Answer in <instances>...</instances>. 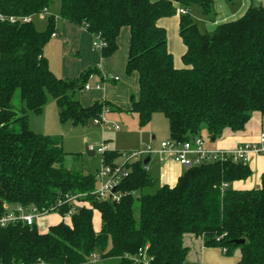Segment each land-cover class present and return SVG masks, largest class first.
<instances>
[{"label": "trees", "instance_id": "trees-1", "mask_svg": "<svg viewBox=\"0 0 264 264\" xmlns=\"http://www.w3.org/2000/svg\"><path fill=\"white\" fill-rule=\"evenodd\" d=\"M55 1L0 0V14L34 15ZM58 1L62 19L101 38L102 57L117 50L120 29L129 28L125 72L138 74V95L131 94L129 113L140 127L160 113L170 138L184 141L204 126L215 141L226 131L240 132L253 112L264 120V2L251 3L238 19L204 33L189 9L197 5L211 15L213 0ZM180 8L186 10L179 14L178 29L185 51L182 67L175 68L166 30L157 22ZM53 32L51 15L43 31L31 21L0 20V218L17 206L64 216L71 208L64 201L67 194H84L81 201L89 207H77L70 224L60 221L44 233L22 222L0 227V264H83L95 252L99 258L118 257L119 264H144L136 258L139 250L150 258L146 264H194L186 260L187 234L225 254L239 249L237 264H264V173L255 189L229 186L251 175L245 162L227 158L185 167L173 187L139 197L137 219L134 193L153 183L142 161L129 166L118 201L89 195L93 175L67 169L61 138L32 131L27 112L40 114L49 96L60 121L73 125L100 117L104 107L117 109L100 101L84 107L73 98L96 69L73 79L53 74L43 55ZM101 157L111 162L117 152L105 151ZM225 183L228 188H222ZM94 210L101 219L98 232L92 225Z\"/></svg>", "mask_w": 264, "mask_h": 264}, {"label": "crops", "instance_id": "crops-1", "mask_svg": "<svg viewBox=\"0 0 264 264\" xmlns=\"http://www.w3.org/2000/svg\"><path fill=\"white\" fill-rule=\"evenodd\" d=\"M54 9H55V13L53 11ZM50 15L53 16L54 18V32L57 34V36L51 37L49 41L45 44L43 48V55L47 59L49 68L53 72V74L58 78L73 79L78 77L85 70L92 68L96 69L95 72L90 74L87 80V82L89 80L92 81L94 85L90 86L89 84L86 83V85L90 86L89 90L82 89L81 91H77L76 93L73 94V98L77 99L80 102V104L84 107H87L96 101L107 102L109 106H113L114 108L117 109L115 111L112 110L109 111V108L107 110L104 107L107 110V114L109 113L108 115L114 116L115 113L121 115L124 113H127L129 115H135L129 113V110L131 106V102H130L131 94L134 95L135 97L138 95V74L136 72H133L130 75H127L125 72V66L128 56L129 37H130L129 28L122 27L120 29L119 35L117 37V50L108 57H102L99 51L93 48V43L95 41V36L93 34L87 32L85 28L72 25L60 17V4H56L54 2L49 7V16ZM179 17L180 15L176 14L175 16L172 17L161 18L157 22L160 26L164 27L166 30L167 50L172 54L173 65L175 68L182 67L181 57L185 51V47L178 33ZM46 25H47V20H46ZM43 30H38V31H43ZM107 77H117L118 80L107 81L105 79ZM97 85L99 86V88H95V86ZM106 115L104 113V117ZM118 129L119 128L117 129L115 128V130ZM141 130L142 132L145 133L149 132L151 135L150 137L148 136L146 140L144 139L141 142L140 144L141 146L139 145L140 147L142 146L144 147L145 145L152 143H156L155 145L158 144L156 140V135H153L151 133L152 131L151 128L148 127L146 128V130L145 129H141ZM167 130H168L167 137L170 138L169 126H167ZM142 132L140 131V133ZM205 132L206 131L203 128V130H200L199 134L197 135L204 138ZM41 133L48 134L45 133V131L43 130H41ZM257 137L258 135H254L251 132L249 133L248 130H245V126H244V128L240 132L233 133L226 131L221 135V137H219L215 141L209 140L212 143L211 144L206 143V145L209 148L232 150L235 147H237L239 144L257 140ZM105 146H106V152L115 151L117 152V154L119 153V151H117L110 143H106ZM88 152L90 153L89 156L95 155V152L91 150H88ZM91 153L93 154L91 155ZM148 159L149 161L147 163L146 172L149 174L152 181L153 180L157 181L158 187L164 185L173 187L176 184L179 176H181L185 170L184 166L170 159L166 161H161L159 163H154L152 165H150L151 157ZM158 161L160 160L158 159ZM246 163L248 164L251 170V175L247 179L237 180L232 182L229 185L232 189L251 190L260 186L261 175L264 173V156L251 153L248 155V160ZM96 170L91 174L93 175L96 172ZM94 211H93V215H94ZM98 215L99 218L97 224L96 222H94V216L92 217L93 229L96 232L100 230V226H101V219L99 212ZM65 220L70 221V219L68 218H64L61 215L60 216L57 215V219L45 224L43 230L40 231L38 229V224H36V227L39 232L44 233L48 230V227L52 225H56L60 221L65 222ZM41 225L44 226L43 224ZM193 237L200 251V257L199 259L195 258V261H190V263L237 264L240 253L238 256H233L232 254H225L223 250L219 247L205 246L203 244V240L201 237H196V236Z\"/></svg>", "mask_w": 264, "mask_h": 264}, {"label": "rangeland", "instance_id": "rangeland-1", "mask_svg": "<svg viewBox=\"0 0 264 264\" xmlns=\"http://www.w3.org/2000/svg\"><path fill=\"white\" fill-rule=\"evenodd\" d=\"M55 3L59 4L58 0H56ZM251 3L258 4L256 0H239L235 3H226L223 0H213V9L211 15H204L197 5H192L190 7L189 15L190 18L197 24V27L201 32L211 33L219 22L238 19ZM53 11L55 13V9ZM48 16L49 14L46 15L40 13L32 15L31 19L33 25L38 30L45 29ZM87 84H89L90 86L94 85L90 80L87 82ZM58 111L59 109L56 106V103L49 97L40 114H35L28 111L27 118L29 122V128L32 131L44 134L41 133V130H43L45 131V133H48L44 135L56 136L61 138L63 150L66 154L64 159V166L67 169L91 174L96 169L100 168L101 155L99 153H95L94 156H89L88 154H86V144L99 147L101 144L105 145L106 143H110L119 152L133 151L143 148V146L140 147L141 142L144 139L146 140L148 136L150 137L151 134L149 132L145 133L141 130H146V128L148 127L151 128V133L153 135H156L157 143L161 142L164 139H168L167 120L160 113H156L155 115H153L151 121L146 125V127H140L138 125L137 117L135 115H129L127 113H124L122 115L115 113L113 116L108 115L109 113L107 114L106 110V122L101 126L94 124L92 119L88 120L83 125H73L70 120L62 122L59 119ZM251 116L252 118H250L245 125V130H248L249 133L251 132L254 135H259L260 133L264 132V120L260 117V114L258 112H253ZM116 126L119 128L118 130H115ZM203 128L206 131L204 126H202L201 130H203ZM140 131L142 133H140ZM204 139L206 143H212L211 141H208L210 139L207 137L206 132L204 133ZM152 144L155 145L156 143ZM158 159L159 158L157 156L152 155L150 165L161 162L158 161ZM146 168L147 166L145 167V169ZM157 188V181L153 180V183L151 185L146 186L134 193L133 211L136 219L139 216V197L143 194L154 193ZM57 215L60 216V214L55 212L46 214L36 220L35 225L38 224V229L41 231L44 229L45 224L57 219ZM93 216L94 222H96L97 224L99 218L98 212L94 211ZM64 223L70 224V221L65 220ZM41 224H43L44 226H42ZM193 238V235L189 234L183 237V243L188 247L189 251L186 257V260L188 262L195 261V258L199 259L200 257V251L198 249V246L196 245L195 239ZM231 254L233 256H238L239 249H235ZM93 255L94 256L88 257L87 261L83 264H119L120 262V259L118 257L99 258L96 252L93 253ZM146 257L149 258L147 255Z\"/></svg>", "mask_w": 264, "mask_h": 264}, {"label": "built area", "instance_id": "built-area-1", "mask_svg": "<svg viewBox=\"0 0 264 264\" xmlns=\"http://www.w3.org/2000/svg\"><path fill=\"white\" fill-rule=\"evenodd\" d=\"M238 1V0H235ZM257 3H262L264 0H256ZM40 14H49L48 8H43ZM178 14H186L183 8L178 9ZM32 15L29 16H4L0 14V20H7L11 24L27 23L31 21ZM57 34L53 32L51 37H56ZM104 46L103 41L99 36L95 37L93 48L99 50ZM107 81H117V77H107ZM90 86L85 85L84 89L89 90ZM99 88V86H95ZM106 109L103 108L100 117L94 118L93 123L96 125H103L106 122L104 113ZM118 128L117 126L115 127ZM209 141V140H208ZM88 150L99 153L101 156L106 151V146L101 144L99 147L88 145ZM264 155V132L260 133L257 140L252 142H244L239 144L232 150H221L218 148H209L206 141L199 135H193L184 141H178L173 138L162 140L157 145L147 144L143 148L133 151H123L117 154V157L111 162H106L101 159V166L93 174L94 189L89 195L93 196L96 200H110L118 201L123 192L118 190V186L127 177L130 170L129 166L137 161H144L146 158L157 156L160 161L172 160L184 167L196 166L200 164H209L216 161H223L231 159L233 162H247L249 154ZM102 158V157H101ZM147 165H144V168ZM222 188H228L225 183ZM84 194H67L64 201L71 204V208L66 212L64 218L70 219L71 214L77 207H89L88 203L81 201ZM57 213V212H55ZM46 215L40 213L34 207L17 206L10 210L7 214L0 218V227H4L11 223L22 222L27 226H33L36 220ZM223 252H225L223 250ZM94 256V255H92ZM96 258V257H94ZM137 260L146 264L150 258H147L143 250H139Z\"/></svg>", "mask_w": 264, "mask_h": 264}, {"label": "water", "instance_id": "water-1", "mask_svg": "<svg viewBox=\"0 0 264 264\" xmlns=\"http://www.w3.org/2000/svg\"><path fill=\"white\" fill-rule=\"evenodd\" d=\"M85 153L88 154V155H90V153L88 152V145H87V144L85 145ZM92 154H93V153H91V155H92ZM148 161H149V159L146 158V159L143 161V164H144V165L147 164ZM242 242H243V240H241V241H237V243H242Z\"/></svg>", "mask_w": 264, "mask_h": 264}]
</instances>
